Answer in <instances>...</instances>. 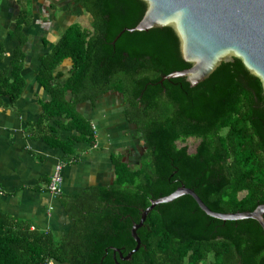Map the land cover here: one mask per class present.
I'll list each match as a JSON object with an SVG mask.
<instances>
[{"label": "trees", "instance_id": "16d2710c", "mask_svg": "<svg viewBox=\"0 0 264 264\" xmlns=\"http://www.w3.org/2000/svg\"><path fill=\"white\" fill-rule=\"evenodd\" d=\"M72 3L92 21L70 24L41 57L36 77L48 98L35 130L64 155L78 143L93 145L94 128L78 105L116 92L143 152L134 168L114 157L110 185L63 198L73 222L59 237L0 212V264H264V231L256 220L212 217L189 194L148 212L130 259L114 253L135 247L131 227L151 200L182 184L216 212L251 211L264 203V93L238 57L222 61L196 85L185 77L161 80L191 63L170 26L128 31L146 10L143 0ZM65 60L71 64L62 81L57 68ZM0 80V92L15 100L21 77ZM52 119L70 132L66 139L57 136ZM188 138L198 140L192 151Z\"/></svg>", "mask_w": 264, "mask_h": 264}, {"label": "crops", "instance_id": "0c3cea01", "mask_svg": "<svg viewBox=\"0 0 264 264\" xmlns=\"http://www.w3.org/2000/svg\"><path fill=\"white\" fill-rule=\"evenodd\" d=\"M57 2L0 0V79L6 77L11 82L21 77L23 80L15 100L0 92V212L24 221L31 229L50 230L59 237L73 222L65 211L63 198L89 187L110 185L114 179V157H121L134 168L140 156H128L130 138L139 142L136 126L124 117L123 97L116 92L99 96L94 104L78 105L79 113L94 128L93 145L78 143L73 153L64 155L60 147L49 144L36 132L43 101L48 98L36 73L41 57L51 51L56 41L48 40L46 32L55 27L56 16L78 17L80 12L75 10L77 6L72 0ZM21 19L24 23L17 27ZM45 41L48 42L44 44ZM20 53L22 57L14 61ZM16 63L19 67L13 73ZM63 63L57 68L64 74L62 81L69 75L71 64L69 60ZM57 119L50 121L52 128L58 137L66 139L70 132L62 130ZM56 164L62 165L59 197L46 190Z\"/></svg>", "mask_w": 264, "mask_h": 264}, {"label": "water", "instance_id": "95a60500", "mask_svg": "<svg viewBox=\"0 0 264 264\" xmlns=\"http://www.w3.org/2000/svg\"><path fill=\"white\" fill-rule=\"evenodd\" d=\"M146 10L139 22L129 32L170 26L179 40L182 58L191 66L162 76L185 77L190 85H196L222 62L232 57L241 59L243 65L262 83L264 93V0H143ZM124 31V30H123ZM122 31V32H123ZM120 32L114 41L121 35ZM189 194L206 214L221 220L254 219L264 231V203L251 211L221 213L211 210L193 189L180 185L168 195L153 199L140 213L138 223H133L131 236L135 247L123 255V260L140 247L136 233L148 212L157 204ZM113 255L115 256V254Z\"/></svg>", "mask_w": 264, "mask_h": 264}, {"label": "rangeland", "instance_id": "374dc122", "mask_svg": "<svg viewBox=\"0 0 264 264\" xmlns=\"http://www.w3.org/2000/svg\"><path fill=\"white\" fill-rule=\"evenodd\" d=\"M57 1H60V0H55V3H58ZM69 3H67V4H69ZM78 8H79V10H78ZM28 9H29V7H28ZM66 9H68V8H66ZM57 10H58V8H56V11ZM75 10L80 11L78 14V17L74 16V15L73 16L72 15L71 16H67V15L56 16L57 21H56L55 27H52L50 31L46 32V35H47L46 38L48 40H53V39L57 40L58 37L61 35V33L72 23H77V24L81 25L82 27H85V25H90V22H91L90 16L88 14H86V12H84V10L81 7L77 6L75 8ZM56 14L59 15L58 12H56ZM64 69H66V68H64ZM131 137L134 138V136L132 134H131ZM197 142H198V140H196L195 138H188L186 141V144L188 145V149L190 151H192L194 149L195 145L197 144ZM129 144H130V146H128V156L133 157V158L139 157L140 154L143 152V149L140 146V144H137V141H135V139H132V138H130ZM135 166H136V164H134L133 167H135Z\"/></svg>", "mask_w": 264, "mask_h": 264}, {"label": "built area", "instance_id": "2783aa9c", "mask_svg": "<svg viewBox=\"0 0 264 264\" xmlns=\"http://www.w3.org/2000/svg\"><path fill=\"white\" fill-rule=\"evenodd\" d=\"M61 170L62 165L56 164L46 184V190L57 197L62 193L63 179L61 175Z\"/></svg>", "mask_w": 264, "mask_h": 264}, {"label": "flooded vegetation", "instance_id": "af4514ba", "mask_svg": "<svg viewBox=\"0 0 264 264\" xmlns=\"http://www.w3.org/2000/svg\"><path fill=\"white\" fill-rule=\"evenodd\" d=\"M57 7V6H56ZM90 21H92V19L90 20ZM91 23V22H90ZM89 26V25H88Z\"/></svg>", "mask_w": 264, "mask_h": 264}]
</instances>
